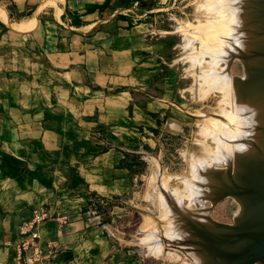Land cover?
<instances>
[{"label":"crops","instance_id":"crops-1","mask_svg":"<svg viewBox=\"0 0 264 264\" xmlns=\"http://www.w3.org/2000/svg\"><path fill=\"white\" fill-rule=\"evenodd\" d=\"M139 3L0 0V264H23L20 226L38 205L52 214L42 241L59 246L35 264H85L90 250L66 244L105 227L106 205L127 188L114 140L149 121L131 90L118 91L137 79Z\"/></svg>","mask_w":264,"mask_h":264},{"label":"rangeland","instance_id":"rangeland-1","mask_svg":"<svg viewBox=\"0 0 264 264\" xmlns=\"http://www.w3.org/2000/svg\"><path fill=\"white\" fill-rule=\"evenodd\" d=\"M138 8L142 14H146L138 20L139 31L133 35L138 39L137 47L140 48L137 50L140 51L137 56L140 62H137L132 71L137 79L135 85H124L118 91L131 90L133 99L141 104L149 121L140 126L135 135L130 132L129 127L124 128L120 140H114L121 145L120 163L128 169L127 188L111 198L106 205L108 219L104 221L105 227H102V221L98 223L99 227L93 226L95 229L91 231L92 234L87 232L83 240L78 238L76 243L70 241L66 245L72 246L77 253L79 250L89 249L91 253L85 257V264H192L184 251L181 252L183 249H169L170 244L167 249L165 244L162 246L164 251L157 250L155 243L162 240L165 231H169L167 227L172 226L169 221L165 222L167 220L164 215L169 210L166 208L168 205L165 206L168 203L162 197L171 196L173 190L179 189L177 193V190L174 191V197L182 200L178 193H184L183 203L175 200V204L179 203L177 206L181 204L182 207H188L189 204L190 207L195 206L185 197L188 194L187 187L185 188L187 184L182 180L186 181L187 177L192 176L190 160L208 154V147L204 143L215 145L211 137L202 135V130H205L203 127H208L207 116L209 121L214 118L219 121L222 109L232 108L222 98V92L207 90V86L202 84L204 76L202 80L199 74L202 75L201 71L211 68L220 70L225 63L213 62L212 65L213 56L202 55L207 52L202 47L207 43L203 39L207 38L208 45L214 43L206 32L199 33L196 29L201 21L212 19L204 0H140ZM147 10L152 11L146 12ZM202 41H205L203 45ZM189 54H197L201 65H194L192 58L195 59L196 55H191V58ZM240 54L242 53L233 54V57L236 56L228 68L231 77H240L244 73L243 63L237 56ZM29 75L28 72L25 73V76ZM30 83L37 85L34 79ZM114 90L106 89L104 96L117 92ZM140 122L145 123L142 119ZM104 135L106 138V134ZM81 161L80 157L76 164L79 165ZM160 182L169 186L167 188L164 185L167 191L170 189V194L165 193L167 191L165 188L163 190ZM158 195L161 197L158 198ZM176 195H179L178 198ZM159 200L163 207H159L162 206L159 205ZM207 205L210 203L207 202ZM95 208L102 211L103 205L97 203ZM237 210V204L232 198H223L213 206L212 216L219 223L231 224ZM160 214L163 215V223ZM157 217L162 218L159 220L161 225L156 223ZM164 223L167 225H163ZM157 234L161 238L153 239L154 236L160 237ZM174 247L172 245L171 248Z\"/></svg>","mask_w":264,"mask_h":264},{"label":"bare ground","instance_id":"bare-ground-1","mask_svg":"<svg viewBox=\"0 0 264 264\" xmlns=\"http://www.w3.org/2000/svg\"><path fill=\"white\" fill-rule=\"evenodd\" d=\"M204 3L212 19L201 21L196 29L199 33L206 32L214 43L208 45L204 38L207 43L202 41V47L211 56L207 52L202 55L213 56L212 65L221 61L225 65L220 70L203 69L199 77L203 80L204 76L202 84L208 91L222 92V98L232 108L222 109V118L219 121L214 118L216 122L209 121L207 116L208 127H203L202 135L211 137L215 145L204 143L208 154L190 160L192 176L182 180L187 184L185 197L195 206H177L183 203L181 192L178 194L182 200L175 204L180 201L174 197L179 189L162 197L169 210L164 215L165 222L172 226L169 223V231L162 233V240L158 233L160 237H153L158 238L159 241L155 239L158 243L153 242L160 251H164L165 244L167 249L170 245L169 249H183L180 251L194 264H264V0H204ZM234 53H242L237 55L244 66L240 77H231L228 70ZM196 56L191 57L193 64L201 65ZM223 198H232L238 207L231 224L219 223L212 216L213 206ZM161 219L156 223L161 225L164 218ZM172 245L175 247L171 248Z\"/></svg>","mask_w":264,"mask_h":264},{"label":"built area","instance_id":"built-area-1","mask_svg":"<svg viewBox=\"0 0 264 264\" xmlns=\"http://www.w3.org/2000/svg\"><path fill=\"white\" fill-rule=\"evenodd\" d=\"M52 216L44 205L35 206L29 218L24 219L20 226L21 242L18 245V260L23 264H35L54 257L58 252L57 241H45L41 239L39 226ZM70 219L67 213L57 216L62 228ZM69 264H76L70 262Z\"/></svg>","mask_w":264,"mask_h":264}]
</instances>
